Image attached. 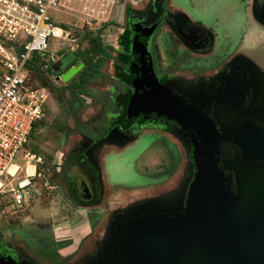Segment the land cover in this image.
I'll list each match as a JSON object with an SVG mask.
<instances>
[{
	"label": "flooded vegetation",
	"instance_id": "flooded-vegetation-1",
	"mask_svg": "<svg viewBox=\"0 0 264 264\" xmlns=\"http://www.w3.org/2000/svg\"><path fill=\"white\" fill-rule=\"evenodd\" d=\"M168 1L142 0L134 6L130 4L127 24L122 23L125 34L120 42L125 74L111 98V112L91 128L76 117L84 144L91 142L93 147L104 142L122 146L130 141L150 139L151 159L148 164L142 163L140 169L149 176V173L164 174L165 182L180 169V157L195 171L197 132L192 123H181L195 120L191 108L203 111L222 135L241 134L258 142L264 137V0H235L242 21L224 28L225 32L220 31L222 10H216L215 22L206 25L194 12ZM220 35L223 45H219ZM73 51L62 52L52 62L51 70L56 78L68 68L80 65L77 60L65 67L68 53ZM81 96L79 107L86 103V97ZM157 102L161 107L155 105ZM220 148L221 166L226 174L232 173L234 177V167L244 164L247 175L257 184H264V155L249 159L240 147L228 141H222ZM254 152L264 153L257 147ZM95 165L82 157L79 169L85 173L93 171L94 182L82 178L78 187L69 185L67 190L71 197H76L78 191L87 205L105 203L110 209L107 203L111 194L103 190L101 174ZM158 177L142 183L157 184ZM193 178L194 174L191 181ZM168 197L178 198L174 194ZM87 234L94 237L91 230L82 235ZM81 245L90 246L74 261ZM71 247L65 254L69 259L67 264H86L101 250L98 251L97 244L83 242L82 237ZM0 255L5 262L7 252L1 246ZM13 260L21 264L16 255Z\"/></svg>",
	"mask_w": 264,
	"mask_h": 264
},
{
	"label": "rangeland",
	"instance_id": "rangeland-1",
	"mask_svg": "<svg viewBox=\"0 0 264 264\" xmlns=\"http://www.w3.org/2000/svg\"><path fill=\"white\" fill-rule=\"evenodd\" d=\"M130 2L132 0H115L111 8L102 15H97L96 10H90L95 5L83 8L81 3L78 5L71 0L68 5L72 8L53 15L69 31L70 38L62 43L50 40L48 51L53 54V60L49 58L47 66L40 65L30 71L28 79L30 86L43 88L47 96L43 105L44 116L36 124L27 143V149L41 158L37 164L30 162L29 169L33 172V165H36L42 179L35 178L36 184L31 188L29 199L25 203L14 204L9 200V193L0 194V246L7 252L8 258L16 255L21 264H67L69 259L65 254L71 246L77 244L79 237L85 243L97 244L99 251L108 236L117 229L114 223H118L123 215L154 207L167 209L164 199L170 195L178 196L176 200L180 202V209L185 206L189 187L197 173L195 159V171L192 172L186 159L183 161L180 157V169L165 182L164 174L149 173V176L140 169L142 163L150 162V139L130 141L122 146L104 142L93 147L91 142L84 144L76 126V117L91 128L111 112V98L119 85V79L125 74L121 66L123 56L120 42L125 34L122 27L124 23L127 24ZM168 2L194 12L206 25L215 22L216 10H222L224 18L220 31L225 32L224 28L242 21L235 0ZM103 24L106 27L100 39L110 57L100 54L93 56L91 60L79 57L77 62L80 67L73 76L65 81L56 78L52 74V62L62 52L86 48L89 43L86 37L92 36ZM220 44L223 45L222 35ZM82 74L89 80V93L79 90L77 96L81 101V95H84L86 103L80 104V107L76 103L69 105L68 102L73 101L69 94L71 84ZM140 154L143 156L138 159ZM228 156L230 157V153ZM82 157L97 164L95 167L99 168L103 190L111 194L107 203L110 209H107L105 203L87 205L78 191L76 197H71L68 192L69 185L78 187L82 178L90 183L94 182L93 171L85 173L79 169ZM14 164L23 167L21 153H18ZM21 174L22 172H18L13 178ZM157 176V184L142 183ZM8 178L7 183L12 177ZM2 181L5 182L4 179ZM88 230L94 232V237L90 238V234L82 235ZM89 246L81 245L79 251L86 250L84 248ZM63 259L65 262H61ZM86 264L102 262L98 255H94Z\"/></svg>",
	"mask_w": 264,
	"mask_h": 264
},
{
	"label": "water",
	"instance_id": "water-1",
	"mask_svg": "<svg viewBox=\"0 0 264 264\" xmlns=\"http://www.w3.org/2000/svg\"><path fill=\"white\" fill-rule=\"evenodd\" d=\"M79 67L68 68L60 78L69 79ZM190 114L195 120L181 123H192L197 132V173L185 206L180 209L178 200L167 197V209L123 215L98 254L102 264H264V184L248 176L244 164L234 167V177L226 174L220 158V144L228 141L245 157L257 159L264 153L254 150L264 152V137L259 142L241 134L228 137L203 111L191 108ZM0 259L15 264L13 258Z\"/></svg>",
	"mask_w": 264,
	"mask_h": 264
},
{
	"label": "built area",
	"instance_id": "built-area-1",
	"mask_svg": "<svg viewBox=\"0 0 264 264\" xmlns=\"http://www.w3.org/2000/svg\"><path fill=\"white\" fill-rule=\"evenodd\" d=\"M70 1L0 0V194L9 193V200L14 204L25 203L36 184L35 178L42 179L36 165L33 172H28L27 165L37 164L41 158L25 145L35 124L44 116L47 96L43 88L29 85L28 64L36 55L46 65L53 56L48 51L50 40L62 43L70 38L61 21L53 17L63 9L72 8L68 5ZM74 1L83 8L95 5L90 10H96L97 15H102L115 3V0ZM18 153L24 165L17 166L15 174H22L13 178L15 174H11L9 168ZM8 177L12 179L7 183Z\"/></svg>",
	"mask_w": 264,
	"mask_h": 264
},
{
	"label": "trees",
	"instance_id": "trees-1",
	"mask_svg": "<svg viewBox=\"0 0 264 264\" xmlns=\"http://www.w3.org/2000/svg\"><path fill=\"white\" fill-rule=\"evenodd\" d=\"M106 25H102L101 28H99L97 31L94 32L92 36H87L86 39L89 41L88 46L84 48L82 51L77 50L73 52H69L68 56L69 59L65 64V67H69L73 65L79 57H82L84 60H91L93 56L100 54V55H105L108 58L110 57V54L104 49L102 43H101V34L104 30ZM44 65V62L39 60L38 57L35 55L28 64V73L30 74V71H33L36 67ZM81 90L83 92L89 93V80L86 78L85 75H81L78 78H75L71 84V89L69 90V94L71 99L73 101H69V105H72L73 103H76L79 106V100L77 93L78 91ZM41 121L37 122L36 124H39ZM35 124V126H36ZM34 126V128H35ZM34 128L30 134V137L34 131ZM28 143V142H27ZM27 148V144L25 145ZM2 205V204H1ZM0 205V206H1ZM1 234H0V239H1Z\"/></svg>",
	"mask_w": 264,
	"mask_h": 264
},
{
	"label": "crops",
	"instance_id": "crops-1",
	"mask_svg": "<svg viewBox=\"0 0 264 264\" xmlns=\"http://www.w3.org/2000/svg\"><path fill=\"white\" fill-rule=\"evenodd\" d=\"M141 1L142 0H132V2H130L129 4H131V6H134L135 4H139ZM74 2H76V4L79 5V3L77 1H74ZM84 252L85 251H80L79 253H77L75 255V257H74V261L77 260V259H79L80 257H82V255H83Z\"/></svg>",
	"mask_w": 264,
	"mask_h": 264
},
{
	"label": "bare ground",
	"instance_id": "bare-ground-1",
	"mask_svg": "<svg viewBox=\"0 0 264 264\" xmlns=\"http://www.w3.org/2000/svg\"><path fill=\"white\" fill-rule=\"evenodd\" d=\"M19 163V162H18ZM29 167H30V164L29 165H27V168H28V172H32L30 169H29ZM17 165H12L10 168H9V172L11 173V174H15V172H16V170H17Z\"/></svg>",
	"mask_w": 264,
	"mask_h": 264
}]
</instances>
